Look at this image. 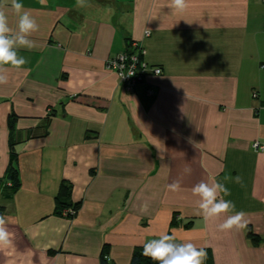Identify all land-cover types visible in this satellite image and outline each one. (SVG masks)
<instances>
[{
	"label": "crops",
	"instance_id": "0c3cea01",
	"mask_svg": "<svg viewBox=\"0 0 264 264\" xmlns=\"http://www.w3.org/2000/svg\"><path fill=\"white\" fill-rule=\"evenodd\" d=\"M20 2L39 30L0 85V180L10 141L20 176L13 195L0 185L13 235L0 264H130L161 233L203 247L204 264H264V148L253 146L264 143V0H188L183 13L170 0ZM0 8L15 29L11 0ZM132 41L162 73L128 90L105 63ZM211 180L247 228L217 230L234 212L196 215L191 189Z\"/></svg>",
	"mask_w": 264,
	"mask_h": 264
},
{
	"label": "clouds",
	"instance_id": "9594fccd",
	"mask_svg": "<svg viewBox=\"0 0 264 264\" xmlns=\"http://www.w3.org/2000/svg\"><path fill=\"white\" fill-rule=\"evenodd\" d=\"M77 7H85V0H76ZM168 7L178 13H183L188 7V0H170ZM11 9L18 17L16 28L9 26L8 16L3 8H0V85L8 83V70H20L28 61L18 54L20 49L33 50L37 47L36 42L31 39L33 33L39 30L36 19L30 12L24 10L20 0H11ZM146 34H151L147 30ZM135 72H129L128 76ZM158 148V147H157ZM163 159V155L160 157ZM190 173V168H185ZM241 183V177H225V180H232ZM171 192L181 191L180 182L173 181L167 185ZM192 195L197 197L196 215H199L208 223L218 219L222 214L233 213L217 225L220 232L232 230L241 231L247 228L249 221L245 218L244 211H235V204L224 197L230 196L231 192L225 183L211 180L201 181L191 189ZM148 204L140 207L141 212H147ZM7 220L0 215V250L9 249L13 246V235L8 231ZM142 255L156 262V264H204L207 252L203 247H198L193 242H178L176 235L161 233L158 238L151 239L143 244Z\"/></svg>",
	"mask_w": 264,
	"mask_h": 264
},
{
	"label": "built area",
	"instance_id": "2783aa9c",
	"mask_svg": "<svg viewBox=\"0 0 264 264\" xmlns=\"http://www.w3.org/2000/svg\"><path fill=\"white\" fill-rule=\"evenodd\" d=\"M148 36L149 34H146ZM146 49L142 44L136 41L131 43V51H122L117 55L106 60L105 67L116 74L121 84L128 90L135 87L137 84L144 82V78L148 75H160L162 70L160 67L152 66L146 61ZM129 72H135L134 75L128 76ZM256 95V94H255ZM254 148H264V143L254 142ZM67 214H74V211L69 210Z\"/></svg>",
	"mask_w": 264,
	"mask_h": 264
},
{
	"label": "trees",
	"instance_id": "16d2710c",
	"mask_svg": "<svg viewBox=\"0 0 264 264\" xmlns=\"http://www.w3.org/2000/svg\"><path fill=\"white\" fill-rule=\"evenodd\" d=\"M131 43H129V42L127 43V47L124 51H129V52L131 51ZM152 66H154V65H152ZM149 76H151V75H148L144 78L143 83H146V80ZM8 125L10 128L12 127L11 119L9 120ZM8 182H9V186L7 185ZM1 183L3 184L4 188L8 189V191L11 195L16 193V191H18V189L20 187L18 155L15 151L14 144L11 141H10V150H9V161H8V165H7L4 177L0 180V185H1ZM70 188L71 187L69 184H67L66 182H62V184L60 185V188H59L58 196L56 197L57 206L61 207V204L63 202L61 200L62 196L68 197L70 195ZM80 205H81V202H77L75 204H72L71 207H69L67 209V211L72 210V211H74V214H75L76 211L79 209ZM3 210L4 209L2 207H0V213ZM69 214H71V213H69ZM247 238L250 240V242L253 245H259L262 241L261 237L253 231L251 226H249L247 229ZM142 251H143V246L137 247L134 250L132 257H131L130 264H156V262H154V261L150 260L149 258L143 256Z\"/></svg>",
	"mask_w": 264,
	"mask_h": 264
}]
</instances>
